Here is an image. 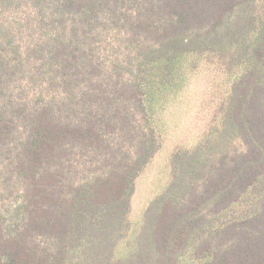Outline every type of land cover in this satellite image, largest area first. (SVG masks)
Masks as SVG:
<instances>
[{
	"label": "trees",
	"instance_id": "trees-1",
	"mask_svg": "<svg viewBox=\"0 0 264 264\" xmlns=\"http://www.w3.org/2000/svg\"><path fill=\"white\" fill-rule=\"evenodd\" d=\"M34 2L72 22L49 59L67 88L30 110L0 102V156L22 184L0 206V264H264V0ZM103 21L136 41L127 78L100 77L82 45L77 25ZM215 59L234 77L219 123L174 152L133 226L137 178L162 147L157 110ZM7 67L0 56V90Z\"/></svg>",
	"mask_w": 264,
	"mask_h": 264
},
{
	"label": "rangeland",
	"instance_id": "rangeland-1",
	"mask_svg": "<svg viewBox=\"0 0 264 264\" xmlns=\"http://www.w3.org/2000/svg\"><path fill=\"white\" fill-rule=\"evenodd\" d=\"M53 20L46 4L34 0H0V56L8 63L4 75L7 84L0 90V102L6 100L10 107L30 110L52 97L61 98L67 87L59 79V71L50 66L49 59L56 47L70 40L73 25L70 20ZM77 29L87 32L81 42L101 72L100 77L109 74L116 75L114 78L128 77L127 65L136 41L126 26L103 21L89 26L78 24ZM187 70L183 87L165 98L157 110L154 126L163 135L162 147L137 178L129 214L133 226L141 224L147 207L168 185L174 152L178 148H193L211 127L218 125V107L234 78L216 59L202 60L198 67ZM120 73L123 75L119 76ZM51 75L56 79L51 81ZM16 123L21 125L22 119L16 118ZM21 132L22 129L17 133L18 140ZM235 144L240 146L238 141ZM7 161L5 156H0V171L4 166L7 188L1 191L0 184V206L15 201L22 189L18 178L6 172ZM10 191L14 195L7 196Z\"/></svg>",
	"mask_w": 264,
	"mask_h": 264
}]
</instances>
